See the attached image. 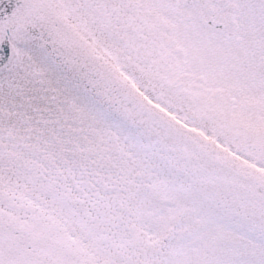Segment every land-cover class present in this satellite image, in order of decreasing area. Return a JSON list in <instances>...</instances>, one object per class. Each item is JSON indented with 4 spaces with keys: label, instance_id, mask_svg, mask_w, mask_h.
Returning <instances> with one entry per match:
<instances>
[{
    "label": "snow or ice",
    "instance_id": "6c2138e0",
    "mask_svg": "<svg viewBox=\"0 0 264 264\" xmlns=\"http://www.w3.org/2000/svg\"><path fill=\"white\" fill-rule=\"evenodd\" d=\"M0 264H264V0H0Z\"/></svg>",
    "mask_w": 264,
    "mask_h": 264
}]
</instances>
